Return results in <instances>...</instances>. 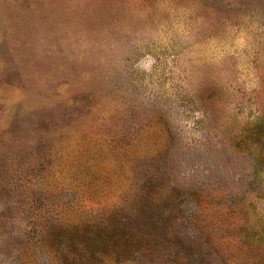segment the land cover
Returning a JSON list of instances; mask_svg holds the SVG:
<instances>
[{
	"label": "rangeland",
	"instance_id": "rangeland-1",
	"mask_svg": "<svg viewBox=\"0 0 264 264\" xmlns=\"http://www.w3.org/2000/svg\"><path fill=\"white\" fill-rule=\"evenodd\" d=\"M0 264H264V0H0Z\"/></svg>",
	"mask_w": 264,
	"mask_h": 264
}]
</instances>
